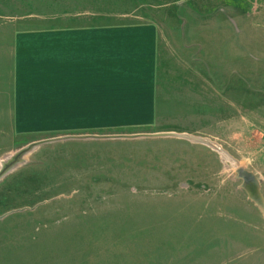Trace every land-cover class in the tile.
Wrapping results in <instances>:
<instances>
[{
  "label": "rangeland",
  "instance_id": "rangeland-1",
  "mask_svg": "<svg viewBox=\"0 0 264 264\" xmlns=\"http://www.w3.org/2000/svg\"><path fill=\"white\" fill-rule=\"evenodd\" d=\"M70 20L152 21L151 96L13 113L18 32ZM138 133L167 134L63 137ZM50 137L0 178V215L15 209L0 264H264V215L236 176L264 198V0H0V158Z\"/></svg>",
  "mask_w": 264,
  "mask_h": 264
},
{
  "label": "crops",
  "instance_id": "crops-1",
  "mask_svg": "<svg viewBox=\"0 0 264 264\" xmlns=\"http://www.w3.org/2000/svg\"><path fill=\"white\" fill-rule=\"evenodd\" d=\"M13 113L91 115L94 107L150 97L157 29L150 22L67 21L18 32Z\"/></svg>",
  "mask_w": 264,
  "mask_h": 264
},
{
  "label": "water",
  "instance_id": "water-1",
  "mask_svg": "<svg viewBox=\"0 0 264 264\" xmlns=\"http://www.w3.org/2000/svg\"><path fill=\"white\" fill-rule=\"evenodd\" d=\"M167 133H138V134H86V135H65L63 136L64 138H71V137H76V138H81V137H92V138H112V137H138V136H155V135H163ZM169 134V133H168ZM173 135L177 136H182L186 137L189 139H192L194 141H199L205 144L210 145L211 147L217 149H222L218 144L214 143L207 137L199 136V135H192L188 133H170ZM60 137H50V138H43V139H38L31 141L27 143L26 145L16 149L9 155H6L4 159L0 162V178L5 175L7 172L10 170L14 169L19 163L24 161L25 155L33 150L36 146L58 140ZM223 150V149H222ZM224 151V150H223ZM224 155L228 157L231 160V157L228 153L224 151ZM236 176L238 178H241V186L245 189V191L248 194V197L258 206L260 211L264 215V198L262 196V193L260 192V186H259V181L254 175V173L248 169H245L242 166H239L236 168ZM10 210L6 213H3L0 215V218L3 217L5 214L14 211Z\"/></svg>",
  "mask_w": 264,
  "mask_h": 264
},
{
  "label": "bare ground",
  "instance_id": "bare-ground-1",
  "mask_svg": "<svg viewBox=\"0 0 264 264\" xmlns=\"http://www.w3.org/2000/svg\"><path fill=\"white\" fill-rule=\"evenodd\" d=\"M2 159H4V157L0 158V162L2 161Z\"/></svg>",
  "mask_w": 264,
  "mask_h": 264
}]
</instances>
